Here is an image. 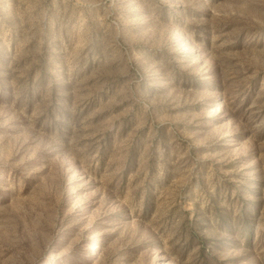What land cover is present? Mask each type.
Returning <instances> with one entry per match:
<instances>
[{
    "label": "rangeland",
    "instance_id": "1",
    "mask_svg": "<svg viewBox=\"0 0 264 264\" xmlns=\"http://www.w3.org/2000/svg\"><path fill=\"white\" fill-rule=\"evenodd\" d=\"M0 264H264V0H0Z\"/></svg>",
    "mask_w": 264,
    "mask_h": 264
}]
</instances>
